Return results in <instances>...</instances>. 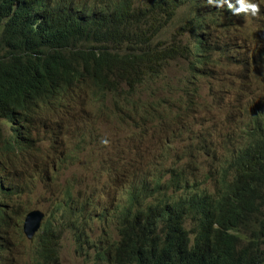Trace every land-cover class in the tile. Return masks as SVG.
Masks as SVG:
<instances>
[{
  "label": "trees",
  "instance_id": "obj_1",
  "mask_svg": "<svg viewBox=\"0 0 264 264\" xmlns=\"http://www.w3.org/2000/svg\"><path fill=\"white\" fill-rule=\"evenodd\" d=\"M189 1L195 11L202 8L199 1L208 6L214 41L219 30L239 18L232 14V8L239 7L236 0ZM259 4L264 17V0ZM174 6L175 0H0V151L33 150V116L38 109L44 113L54 109L63 115L72 101L89 91L90 99L99 104L96 113H111L121 130L164 128L178 122L180 112L170 117L163 109L164 101L141 99L142 91L152 88L164 66L163 53L151 47L147 37L154 38L158 29L155 20L171 15ZM203 16L183 25L190 38L181 51L184 58V52L187 57L201 55L200 38L207 29ZM217 42L205 61L189 59L190 74L185 79L194 80L199 71L219 65L215 62L217 54L226 57L229 46ZM258 52V47L249 48L246 58L236 57L234 61L247 70L251 61L256 64L254 55ZM257 72L263 75L258 68ZM227 92L218 89L216 95L224 98ZM263 102L264 96L260 99ZM210 104L206 102L209 111L195 116L192 122L189 114L187 121H182L180 133L193 139L186 145V154L213 145L204 136L197 140L194 131V125L210 123L216 127ZM231 104L218 130L224 153L213 159L211 166L199 171L192 161L165 165L161 157H146L147 149L141 147L135 155V160L143 159L141 167L134 169L130 164L122 171L114 168L116 175L108 178L113 183L127 182L125 197L114 194L106 198L95 177L86 195L75 191L84 198L66 197L63 207L69 214L60 227L43 222L36 247L37 264L61 263L60 239L65 232L72 234L84 215L101 218L90 228V235L83 236L96 243L92 256L89 250L85 252L84 264H264V104H260L258 114L237 128L228 125L227 115L236 109ZM49 133L52 135L51 130ZM54 137L58 144V137ZM163 142L169 143L166 139ZM72 144L94 154L102 151L101 141L89 131ZM52 157L50 153L42 161H27L19 167L18 159L11 157L7 160L10 168L0 167L1 177L13 179L32 198L48 200L51 192L45 184L52 181L45 174L46 168L58 173L57 162L48 159ZM58 157L74 161L71 155ZM89 164L91 161H86L77 170L90 168ZM108 172L110 167L96 175L106 176ZM66 181L72 186L70 179ZM0 185L5 186L1 178ZM1 186L0 195L5 191ZM94 196L99 201L94 202ZM107 220L114 222V231L107 227ZM4 228L8 231L3 232ZM20 230L18 219L8 215L0 225V240L5 241L4 233L12 234L7 243L13 245ZM80 235L78 232L76 243H82L77 240Z\"/></svg>",
  "mask_w": 264,
  "mask_h": 264
},
{
  "label": "rangeland",
  "instance_id": "obj_2",
  "mask_svg": "<svg viewBox=\"0 0 264 264\" xmlns=\"http://www.w3.org/2000/svg\"><path fill=\"white\" fill-rule=\"evenodd\" d=\"M199 2L202 8L195 11L189 0H175L172 14L155 20L158 29L154 38L147 37L149 45L163 53L164 66L155 81L151 83L152 88L142 91L141 99L148 100L154 97L164 101L163 109L170 117H174L180 112L178 122L173 121L164 128L146 126L143 129L121 130L111 113L100 115L96 113L99 104L90 99L92 98L90 91L84 95L88 98L77 100L70 106L73 108L65 112L62 118L59 117V114L54 113V109H51L45 114V118L37 115L33 120L35 138L41 140L42 144L47 145L48 140H53L49 130L52 135L58 137V149H52L55 157L60 154L71 155L76 165H80L84 161H93L87 166L94 167L85 171L65 165L59 169V174L70 180L83 175L78 180H72L73 188L80 185L93 186V179L97 177L96 172L100 169L110 167L111 170L113 167L122 171V168H126L130 164H133L134 169L141 167L143 159L135 160V155L141 147L147 149L146 157L151 159L156 156L161 157L165 165H170L175 161L189 164L192 161L198 165L200 171V169L208 167L213 159L221 157L224 153L221 143H219L220 133L218 130L222 127V124L219 126V123L232 107L231 103L236 105V109L230 116L227 115L230 127H240L258 114L260 104H264V102L260 103V99L264 96V47H261L264 46V33L259 31L256 34V31L264 26V20L254 21L250 17V12L234 13L242 18V21L234 19L229 23L230 29H223L222 32L218 31L217 33V41L226 43L230 47L231 53H228L226 57L217 54L215 62L219 65L210 66L208 71H199L194 80L185 79L190 74V60L186 56L188 53L184 52L188 59L181 55L182 49L187 46L190 39L189 33L183 29L185 21L205 15L203 16L204 27L206 26L207 29H204L206 34L201 39L203 43L198 52L205 53L204 56L208 57L210 45L214 44L211 18L207 13L208 6ZM207 2L210 1L207 0ZM205 41L206 46H204ZM254 47L259 48L258 54L254 55L256 64L251 61L245 70L242 68V64L234 59L236 57L246 58L248 49L250 48L252 51ZM190 55L191 58L196 57L194 53ZM257 68L263 72L262 76L258 74ZM235 74L237 77L234 76ZM218 89L228 91L224 98L216 95ZM190 98V106L186 108V103ZM206 102H211V117L215 121L216 127H212L210 123L202 126L194 125V131H196L197 140L200 136H204L206 142L213 143V145L209 148L204 147L199 152L186 154V145H189L193 139L190 134L180 133L181 127L184 125L182 121H187L186 114L190 115V122H192L195 116L209 111L207 110L209 105H205ZM83 127H85L84 130ZM88 131L101 141L102 151L99 152V155L104 161L99 162L88 149L72 150V141L83 132ZM229 135L230 137L235 136L232 133ZM165 139L169 141L167 145L163 142ZM168 147H170L169 152H167ZM110 177H112L110 172L106 176H101L103 180ZM5 182L12 188L15 186L13 179ZM210 183L207 181V184ZM44 209V207L41 208V210ZM76 248L77 244L71 233L65 232L60 239L59 248L62 264H84L82 256L76 251Z\"/></svg>",
  "mask_w": 264,
  "mask_h": 264
},
{
  "label": "clouds",
  "instance_id": "obj_3",
  "mask_svg": "<svg viewBox=\"0 0 264 264\" xmlns=\"http://www.w3.org/2000/svg\"><path fill=\"white\" fill-rule=\"evenodd\" d=\"M225 2L227 3V0H225ZM236 4L239 5V7L232 8L231 4L228 5L229 8H232L233 12L235 13L250 12V17H252L254 21L264 20V17L262 16V14H260L259 0H236ZM211 27L213 31L214 25H213L212 20H211ZM229 27H230V24L228 23L226 24V26L222 28V30L223 29L228 30L230 29ZM259 31L264 33V26L261 27L258 31H256V34H258ZM216 42L217 40L215 39L214 44H216ZM217 44L219 43L217 42ZM212 48L213 46L209 48V54H210V49ZM194 54L196 57L192 58V60L202 59L205 61L207 59V56H204L205 53H200L201 55H198V53H194ZM202 56H204V58H202ZM81 98H87V97L83 96ZM81 98H78L77 100ZM76 101H72L71 105L74 104ZM45 113L43 109H38V111L36 112V115L33 116V120L36 119L37 115H39V117L45 118ZM59 117L62 118V115L59 114ZM50 137L54 140V143H55L56 139L54 135H51ZM34 138H35V135H34ZM35 140L36 141H34V148L33 150H30L29 152H20L14 148L13 149L9 148V150L5 153H2L0 151V167L10 168L7 160L11 157H16L18 159L19 162H17V167L21 166L27 161H33V164H34V162H37L36 160L42 161V158L46 157V155L53 153L52 151L53 148L58 149L56 143L55 144L53 143V147H52V140H48L47 145L42 144L41 140L37 138H35ZM71 148L74 151H82V149H77L74 146V144H72ZM91 153L93 157H95V159L99 160V162L104 161V159H102L98 153L94 154L92 151ZM48 159L50 162H57V164L54 166L58 171V173H56L54 170L50 168H46L45 174L52 181L49 184H45L46 187L51 192V195L48 198V200L46 198H40L37 196H34L32 198L31 195L27 192V190L21 186L15 185L13 188L10 187L5 182L6 180L4 179V175L1 177V173H0V178L5 183V186L0 185L5 190L0 195V219H2L1 224L6 220L8 215L10 218L11 217L17 218L18 224H21L20 233L16 236V239L13 245L8 244L6 240L5 241L0 240V264H9V263L10 264L11 263L12 264H37L38 255L36 253V247L38 244L39 236L42 234L40 229L42 227L43 222H45V224L47 225L50 224L52 227H60L62 225L63 220L67 219V216L69 214L67 208L63 207V202L68 200V198L66 197L68 195H71L73 197L81 199L84 197L79 198V196L75 194V191H80L81 195L84 196L87 193L86 190L91 189L83 185H80L77 188H73L72 186H69V184H67V181H66L67 178L59 174V169L64 165L72 166L75 169H79L80 167L84 166V163L86 161L82 162L80 165H76L74 162H71V160L67 157L64 159H59L57 155L55 157L54 153H53V157L48 158ZM91 163H93V161H91ZM90 167H94V166H90ZM86 169L88 168H83L84 171ZM110 173L112 176L115 174L113 167L111 168ZM82 176L83 175H79L78 177H76L77 180ZM76 178L72 180H76ZM96 178H97L96 181L98 184V189H102L101 191L102 195L105 196L106 198L109 199L114 194L117 197H121L122 195L123 197H125L128 194V186H127L126 181L120 180V181L113 183L109 181L108 178L104 180L99 176H97ZM60 184L62 186H59ZM68 190L70 191L69 194H67ZM93 201L94 202L99 201V199L96 196H94ZM31 204H32V208H31ZM43 207H45V209L39 213V211ZM43 215H44L43 219L40 220V218ZM81 219L82 220L78 222L77 225L74 227L73 233L71 234V236L74 238V240H76L77 233L80 232L81 234L77 240L82 243H76L77 244L76 251L82 256V261L84 263L85 262V252L89 250L90 256H92L95 252V249L93 248L92 245L96 243L95 241L94 242L90 240L87 241V239H84L83 236L90 235V228L95 223H97L101 218L100 216H93L92 218H89L88 216L84 215L82 216ZM37 222H39L38 223L39 226L36 229L35 226ZM82 223H85V224L82 225ZM114 225L115 224L112 220H107V227H109L111 231H114ZM5 231H8V230L4 228L3 232ZM4 235H5V239L7 240H9V237L12 236V234H8V233H4ZM7 245L10 247L5 249V246ZM58 252H59V249H58ZM59 260L61 262L60 255H59Z\"/></svg>",
  "mask_w": 264,
  "mask_h": 264
},
{
  "label": "bare ground",
  "instance_id": "obj_4",
  "mask_svg": "<svg viewBox=\"0 0 264 264\" xmlns=\"http://www.w3.org/2000/svg\"><path fill=\"white\" fill-rule=\"evenodd\" d=\"M209 66H210V65H209ZM208 69H209V68H208ZM234 76L237 77L236 74H235ZM239 79H240V77H239ZM135 98H136V96H135ZM231 171H232V170H231ZM177 174H178V173H177ZM231 174H232V173H231ZM115 175H116V173H115ZM228 179H230V177H229ZM220 180H221V179H220ZM220 182H221V181H220ZM230 182H231V181H230ZM222 183H223V182H222ZM224 183H225V182H224ZM196 184H197V183H196ZM216 184H217V183H216ZM214 187H215V186H214ZM198 189H200V188H198ZM209 191H210V190H209ZM202 193H204V192H202ZM202 193H200V194H202ZM194 196H195V195H194ZM194 199H195V197H194ZM203 199H204V198H203ZM196 200H197V199H196ZM200 200H201V199H200ZM203 207H204V206H203ZM44 208H45V207H44ZM42 211H43V210H40L39 213L42 212ZM43 217H44V215L40 218V220L43 219Z\"/></svg>",
  "mask_w": 264,
  "mask_h": 264
},
{
  "label": "water",
  "instance_id": "obj_5",
  "mask_svg": "<svg viewBox=\"0 0 264 264\" xmlns=\"http://www.w3.org/2000/svg\"><path fill=\"white\" fill-rule=\"evenodd\" d=\"M228 51H229V52H226V54L231 53V49H230V47H228ZM38 223H39V222L36 223V226H35L36 229H37V227L39 226ZM60 264H61V263H60Z\"/></svg>",
  "mask_w": 264,
  "mask_h": 264
}]
</instances>
